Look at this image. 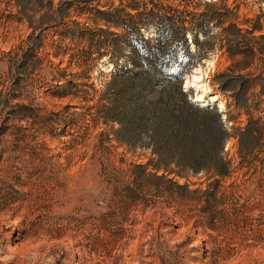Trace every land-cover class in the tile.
I'll use <instances>...</instances> for the list:
<instances>
[{
  "label": "rangeland",
  "instance_id": "1",
  "mask_svg": "<svg viewBox=\"0 0 264 264\" xmlns=\"http://www.w3.org/2000/svg\"><path fill=\"white\" fill-rule=\"evenodd\" d=\"M69 2L62 20L59 11ZM120 2L0 0V264H264V0H199L196 9H186L228 12L222 27L234 24L240 31L231 43L223 40L222 28H210L205 47L212 49L200 47L201 59L182 75L187 101L215 109L231 136L255 129V120L221 97L213 80L222 75L255 82L248 104L259 110L252 115L261 122L245 136L243 151L226 138L221 157L229 174L223 179L208 162L196 173L182 170L184 178L154 171L192 150V141L174 144L164 120L150 122L158 97L133 88L134 77L113 72L106 55H89L81 37L63 36L76 23L105 30L95 21L96 10ZM164 2L181 9L179 2ZM252 27L260 31L251 33ZM122 44L118 67L139 72ZM248 45L253 56L232 54ZM178 58L185 62L181 51ZM243 63L248 69L237 72ZM169 169L177 170L174 163ZM162 175L187 189L156 178ZM216 179L220 188L213 199L204 193Z\"/></svg>",
  "mask_w": 264,
  "mask_h": 264
},
{
  "label": "trees",
  "instance_id": "2",
  "mask_svg": "<svg viewBox=\"0 0 264 264\" xmlns=\"http://www.w3.org/2000/svg\"><path fill=\"white\" fill-rule=\"evenodd\" d=\"M173 1L179 2L181 9L172 6L170 2H164V0H121L117 7H110L106 11L96 10L95 21L100 22L105 30L101 28L92 30L76 23V30H65L63 36L71 39L81 37L88 49L92 50L89 55L96 54L98 58L106 55L107 60L112 65L113 72L118 70L119 75L134 77L131 78L136 79L137 82H131L133 88L139 87V91H145L158 97V103L155 104L152 113L157 115L153 117L151 113L148 114L153 117L150 122L154 118L158 121L164 120L172 130L170 135L173 137L174 144H183L186 139L192 141L190 143L193 146L192 150L189 148V151L186 149L179 152L176 157L168 158L170 162L157 165L154 167V171L163 170L167 175L184 178L182 170L190 168L196 173L204 169L203 163L208 162L215 163L214 176L223 179L228 177L229 174L228 165L221 157L226 138L233 137L243 151L246 145L245 136L257 132L261 122L259 116L255 115L253 117L252 115V113L255 114L259 110L255 105L248 104V91L255 85V82L245 77H237L239 78L237 79L236 77L221 75L214 79L212 84L217 87L216 89L221 97L232 99L237 110L252 116V119L255 120V129L245 128L243 131H235L236 133L230 136L221 120V116L215 109L197 108L190 104L187 101L186 92L181 88L182 75L201 59L200 47H204L206 53L212 49L210 45L205 47L209 37L208 34L211 33L210 28H222L221 36L223 34V40L229 42H231L230 38L237 36L240 31L234 24H229L227 28L222 27L228 22V14H230L228 12L223 14L215 10H206V12L193 13L187 10L192 7L191 5L196 9L199 0ZM207 6L213 8L211 4ZM71 7L72 3L69 2L66 4V9L59 11L62 20L68 16L67 11ZM223 7L225 6L223 5ZM110 28L121 30L122 35L110 32ZM144 31H151L152 35L149 38L145 37ZM254 31H260V28L252 27L251 33ZM187 34L190 35L191 42L195 47V55L189 52ZM197 35H201L204 39L198 41ZM122 42V45L126 44L128 46L131 65L134 68L141 69L139 72H132L131 68L123 70L118 67L116 60L119 57ZM180 51L185 58V62L179 61ZM258 52L262 53L261 50H258ZM232 54L250 57L254 55V48L248 45L245 51L242 52L238 48ZM82 56L85 61L90 58L88 54ZM174 66L177 67L176 73L171 72V68ZM248 67L247 63H243L237 65L234 69L241 72L247 70ZM144 68H148V70L143 71ZM156 77H159L158 81H155ZM141 98L140 95L135 98L138 105ZM140 108L142 107L139 105L137 109ZM139 118L144 122L148 121V116L143 114ZM158 121L156 124H158ZM152 122H155V120ZM149 135L150 139H155L153 133ZM187 135L190 137L187 138ZM197 141L200 142L197 143ZM253 141L256 142L257 139L254 137ZM157 143H159L158 140L153 141L150 146L153 148L154 145L157 146ZM153 151V154L158 156L161 162V154L157 150ZM171 163H174L176 171L169 169ZM140 168L144 167L140 166ZM156 178L165 180L179 190L187 189L186 185H178L174 180L166 179L164 175ZM207 186L208 190L211 188V191H205L204 194L208 193L207 195L212 196L214 199L220 188L219 180L216 179Z\"/></svg>",
  "mask_w": 264,
  "mask_h": 264
},
{
  "label": "bare ground",
  "instance_id": "3",
  "mask_svg": "<svg viewBox=\"0 0 264 264\" xmlns=\"http://www.w3.org/2000/svg\"><path fill=\"white\" fill-rule=\"evenodd\" d=\"M196 71H195V73L197 72L198 73V69H195ZM198 80V79H197ZM199 82H200V80H199ZM198 82V83H199ZM186 85V84H185ZM186 88V87H185ZM200 97V99L202 98V95L201 96H199ZM210 99H209V101L211 102V103H217V104H220L219 105V107L221 108V106H222V103L220 102V100H218L217 99V97L216 96H210L209 97ZM205 106V104H201V106ZM200 241V240H199ZM199 241L197 240L196 242H195V244H198L199 243Z\"/></svg>",
  "mask_w": 264,
  "mask_h": 264
}]
</instances>
